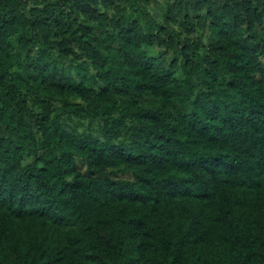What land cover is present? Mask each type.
I'll return each instance as SVG.
<instances>
[{"label": "trees", "instance_id": "obj_1", "mask_svg": "<svg viewBox=\"0 0 264 264\" xmlns=\"http://www.w3.org/2000/svg\"><path fill=\"white\" fill-rule=\"evenodd\" d=\"M0 0V264H264V0Z\"/></svg>", "mask_w": 264, "mask_h": 264}, {"label": "rangeland", "instance_id": "obj_2", "mask_svg": "<svg viewBox=\"0 0 264 264\" xmlns=\"http://www.w3.org/2000/svg\"><path fill=\"white\" fill-rule=\"evenodd\" d=\"M161 5V0H149L147 3V7L151 13H159Z\"/></svg>", "mask_w": 264, "mask_h": 264}]
</instances>
